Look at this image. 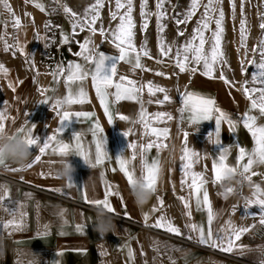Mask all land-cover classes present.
<instances>
[{"label": "crops", "instance_id": "crops-1", "mask_svg": "<svg viewBox=\"0 0 264 264\" xmlns=\"http://www.w3.org/2000/svg\"><path fill=\"white\" fill-rule=\"evenodd\" d=\"M21 30V29H20ZM20 35L26 36L23 30L20 31ZM20 38H23V37ZM107 56H118V50L115 48L112 50L100 51ZM12 58H17L12 57ZM72 61L84 64L85 61L82 57L80 60L73 59ZM114 61H106V67H109ZM16 63L9 65V62L4 63V66L9 70L8 75H4V100L3 107L6 109L7 119L4 121L5 129L11 133H15L17 129L25 125V121L28 120V127L32 124L36 125L34 129V135L40 138V143L48 138L49 135L55 133V130L60 125V119L56 115V111L53 110L51 104L56 99L63 100L67 95V86L65 84V78L67 73L65 72L63 78L60 81L40 83L36 82L35 73L24 74L23 69L20 71L19 67L15 66ZM91 67V65H88ZM67 68V67H66ZM65 68V69H66ZM137 71L141 72V69L132 70V66L125 62H120L117 65V78L119 75H125L129 79L135 81L138 80L139 75ZM52 75V73H51ZM199 79V78H198ZM12 82L15 86V91L9 87V82ZM209 90L214 93L211 98L216 100L217 105L225 112L229 113L233 118H237L242 115L250 107V102L238 88L233 87L231 84H226L224 81L211 82ZM77 84L73 85L74 88ZM138 86L143 84L147 85V82H137ZM83 87L88 93V103L83 105L76 104L71 106H65L67 110L94 112L96 115L91 119L72 117L71 120L63 122V132L59 134L61 139L67 143H74L73 136L75 133L82 134V141L87 145H91L92 133L90 131L93 121L99 120L101 126L104 129L103 135L106 138V151L112 157L110 161H106L103 167H96L91 169L81 157L74 153L70 157L72 164L75 166L76 171L73 177V186L68 187V180L60 177L56 174V161L60 158V154L49 151L42 157L41 162L34 165L31 169L19 171L18 174L26 175V173H33V176L39 179H47L50 185H55L63 188V192L66 197L83 204H88L83 200V192H87L89 199L102 198L104 195V180H107L114 187L118 186V189L123 197V203L120 197L111 198V204L115 208V213H109L121 218L129 219L133 222L140 223L145 226L143 220L144 213H150L151 209L158 205L157 197H162L164 200V206L160 211L151 213L148 220V224H153L159 215L165 214L167 217L176 220V225L183 228V232L187 237L188 229L185 228V224L188 223L187 217L184 215L185 209L183 203L178 199L179 196L187 197L189 189L185 186L181 190L182 172L180 171V157L182 155L181 149L183 147V132H188V147L197 151L200 154L201 159L198 163L194 164V171L205 172V176L208 180L206 184L209 192L210 200L213 204L215 211L220 213L219 218L214 221L213 227L220 229L224 227L226 222L231 221L238 227H248L249 232L245 233L241 240L237 242L238 245L244 246L243 254L236 250L233 253H225L231 256L238 257L247 262L253 264H264V248L263 242H256L251 237L252 230L259 224V216L253 218L252 216L244 217L245 215V197H251L253 188L245 184L237 188L235 194H230L227 199L222 195H218L224 190L220 187V184L212 183L213 173L212 160L216 157L222 147L231 145V151L228 157L227 163L235 166L236 156L238 154L237 144L245 147L249 151L253 148L254 142L250 133L243 127L242 122L237 127L235 133L231 132L226 123L221 126V144L219 146L213 145L210 140L207 139L208 134L215 131V120L203 121L200 125H191L187 120V114H182L179 109L182 107V102L171 100L165 102L163 105L156 103V100L163 99L160 97L149 96L147 93V87L145 86L142 92L143 99L145 101L144 107L149 114L156 112H166L171 114L173 119L164 123L154 124V127H168L170 129V136L165 143L168 147L160 152V162L162 164V173L157 185V192L153 195L151 201L142 209H138L133 202L131 196V187L127 183L126 177L118 170V165L115 163V157L124 154L126 158H131V149H127L128 142L147 143L154 137H145L142 135L143 127L140 123H134L138 120L140 112V104L125 100L112 104V112L114 114L113 123H109L107 117L104 114V110L100 105V102L95 94V89L92 85L91 77L89 76L86 81L83 82ZM41 89H49L46 93H41ZM114 89H109V92H113ZM145 92V93H144ZM45 97H51V101L45 104L42 101ZM110 101L113 99L109 98ZM151 99L153 102L148 104L147 101ZM253 115L257 116L258 124H264V116H261L258 110H253ZM120 115H127L130 119L123 121L119 119ZM132 129V133L128 137L123 135V132ZM214 139V137H213ZM93 151H94V145ZM31 151L33 155L29 164L38 154L36 146H32ZM157 155L156 149L151 150L149 153V160L155 158ZM246 162V160H245ZM8 168H25L19 167L11 162L6 161ZM133 166L136 169L137 177L140 176V159L137 157L133 161ZM117 168L115 172L113 168ZM207 169V170H206ZM253 171L258 175L253 177V184H259L261 189L264 190V165H254ZM44 173L42 177L40 173ZM104 172L105 176L102 179L101 173ZM90 177V178H89ZM89 178V180H88ZM88 182L85 184V182ZM30 183V182H28ZM43 188L40 184L31 183ZM7 186L10 195V199L7 200L6 206H0V236L3 239V246L0 247V264H30V261L34 258L32 251L40 255V264H109L112 259V264H133L128 258V251L125 247L130 245L134 254V264H169V257L178 258V264H239L227 260L225 258H200V255H191L184 247L177 245L175 241L173 243H163L160 240L151 235L146 236V241L149 242L147 246H139L143 251L144 258L142 262H138L136 254L134 252L136 247V241L140 240L143 236L142 232H137L132 226L126 225L124 222L118 220L115 221L117 231L115 234L108 233L103 239L97 232L94 231L93 223L95 220V214L90 212H84L80 208L79 210L64 209L57 202L42 199L37 196L27 195L23 192L22 188H12V185L4 183L0 184V196H4V187ZM175 186V191L173 190ZM126 205V208H125ZM237 206V210L233 213V206ZM92 206V205H91ZM5 207L17 208V218H19V212L27 213L25 216L26 228L20 232H13L11 229L6 230L4 224L12 217L5 210ZM97 208L96 206H93ZM125 211L131 218H126ZM193 217L191 222L197 224L203 223L207 226L206 212L196 211L194 198L192 200ZM260 207L252 206L247 210L249 214H259ZM168 213V214H166ZM80 224L84 226L83 232L76 231V225ZM44 225H48L45 229ZM254 225V227H253ZM147 228H152L145 226ZM142 229V228H141ZM155 229V228H153ZM146 230V229H142ZM161 232L167 233L163 229H156ZM47 231L46 236H38L37 233H44ZM141 231V230H140ZM147 231V230H146ZM63 233V235L61 234ZM176 236L171 233H167ZM156 235V234H155ZM158 237H162L157 235ZM182 238L180 236H176ZM173 241V240H171ZM195 241V240H193ZM152 242V243H151ZM159 247L160 251L157 254L154 251V245ZM165 245L167 248H165ZM186 246V245H185ZM188 247V246H187ZM182 249V251H174L173 249ZM110 256L108 252H112ZM119 252L118 254L116 252ZM219 251V250H216ZM170 252V253H168ZM220 252V251H219ZM102 253H104L102 255ZM223 253V252H222ZM118 257V258H117ZM153 257H157L155 261Z\"/></svg>", "mask_w": 264, "mask_h": 264}, {"label": "snow or ice", "instance_id": "snow-or-ice-1", "mask_svg": "<svg viewBox=\"0 0 264 264\" xmlns=\"http://www.w3.org/2000/svg\"><path fill=\"white\" fill-rule=\"evenodd\" d=\"M166 0H156V12H150L149 0H140V17L143 21L141 27L143 30H147L149 27V18L151 16L156 17V25L158 32L161 34L160 40L158 42V55L159 59L156 63L163 64L165 57L173 58L175 66L178 68L180 73L191 72L196 73L197 67H190L189 65L202 66L201 75L207 78H214L216 66L218 64L226 63L225 53L221 48L222 39L225 33V20L226 13L223 8L224 0H207V3H203V0H190V5L188 9L183 14H177L175 18V23L179 25H187L194 17H196L198 11L203 8L200 13L199 19L196 20V26L192 30L190 38L180 45L175 46V42L167 43L164 39V33L166 25L163 22L166 17L165 11ZM231 7V16L235 20L236 17V0H229ZM245 0L240 2V12L241 20L239 25L240 34V46L246 49V16L244 13ZM37 7L41 12L45 11V6L43 3H36ZM105 7V0H95V3L86 10L83 18L79 17L76 12H74L67 5H63V10L66 14L72 17L71 29L73 35L76 34L77 29L81 32L87 28L91 33L95 34L97 28L95 27L97 21L101 19V9ZM4 8L8 11L10 15L14 17L12 8L6 2L4 3ZM55 11V9H53ZM134 12V0H115V10L110 11V16L112 21H118L115 28H110L106 33L105 28L101 25L99 32L102 36L110 35L111 43L114 45L115 49L118 50V56H107L100 50L93 46L91 38H86L82 43H79V51L75 53L76 56L82 57L85 61L84 64L77 63L74 61H69L67 68L63 66H58L57 70H54L52 75L54 80L67 73L65 78V84L67 86V95L63 100L56 99L52 102L51 106L56 115L60 119V125L55 130V133L49 135L48 138L40 143V138L34 135V129L36 125L32 124L28 127L29 121H25V125L16 130V135L23 136L26 141L32 145L36 146L38 149V154L35 155L34 159L26 165L25 168H11L8 169L6 161L0 158V166H3L6 170L12 172L24 171L26 169H31L34 165L41 162L42 157L49 151L53 153H58L60 155H65L68 153L75 154L81 157L85 164L91 168L103 167L106 161H110L112 157L106 151V138L103 135L104 129L101 126L99 120H94L92 127L90 129L92 133L91 145H85L82 141V134L75 133L73 136L74 143H67L59 134L63 132V122L71 120L72 117L91 119L95 117L94 112L86 111H70L67 110L65 106H71L80 104L83 105L88 103V93L83 87V82L91 77L92 85L95 89L96 97L98 98L101 107L104 110V114L111 124L114 120V114L111 110L112 104L120 101L131 100L140 104V112L138 120L134 123H140L143 127L142 135L145 137H154L155 139L149 140L147 143L138 142H128L127 149H131V158H126L124 154H120L115 157V163L118 165V170L123 173L126 177L127 183L131 187L137 177L136 169L133 166V161L139 157L140 159V177H142L144 186L155 194L158 190L157 185L162 173V164L160 162L159 156L160 152L168 147L167 141L170 136V129L168 127H154V124L164 123L166 121H171L173 117L171 114L166 112H156L154 114H149L147 109L144 107L145 101L142 96L143 89L145 85L141 84L138 86L137 81L129 79L125 75H119L117 78V65L120 62L128 63L132 66V70L144 69L142 63V56L151 58L149 49L147 48L146 42L137 49L134 38H135V28L136 23L133 18ZM182 15V18H179ZM261 23L259 24L260 29L264 30V13H260ZM6 23V22H5ZM214 23V30L211 29V25ZM13 26L19 29L21 26V21L19 17L13 19ZM46 24L45 27H49ZM211 31L210 37V48L206 50L205 45L209 43V38L206 37L205 33ZM177 35L179 37L185 36L183 30H178ZM17 43L15 44L16 50L19 54L23 55L25 53L24 46L19 43L18 37ZM38 39H42L38 37ZM0 40L3 37L0 36ZM63 44L69 43V36L67 34H62ZM47 46V45H46ZM10 46L6 40H4V50L8 51ZM175 47V52L173 55V49ZM257 49H253L255 53ZM259 55L261 57L259 63H254V66L258 71L251 75L252 82L256 85L255 87L248 88L245 81L242 85V91L250 102V107L242 115L237 118H233L229 113L223 111L216 103L214 98L201 94L194 91H185L181 94L182 107L179 111L182 114H187V120L191 125H200L203 121L215 120V131L208 134L207 139L212 142L213 145L219 146L221 144V126L223 123L228 125L231 132L235 133L237 127L242 122L243 127L247 129L250 133L251 138L254 142L253 148L249 151L239 144L236 145L238 148V154L236 156L235 166L229 165L227 163L228 157L231 151V145L222 147L216 157L212 160L211 171L213 173L212 183L217 184L223 179V174L225 171L236 172L239 171L243 174L245 180L252 186L253 191L251 197H245V215L252 216L255 218L259 216V222L264 224V190L261 189L259 184H253V177L258 175L257 172L253 171L254 165H264V124H258L257 116L251 114L253 110H258L261 116H264V39L259 43ZM16 55V52H13ZM114 61L109 67H106V61ZM91 65V67H88ZM8 69L0 64V73L7 76ZM156 75L163 76V72H157ZM219 78L223 80L226 84H231L223 72L220 73ZM76 88L73 85L77 84ZM9 87L15 91V86L10 81ZM149 96H155L157 92L163 93V99L156 100V103L163 105L165 102L170 101L168 95V89L154 85L152 82H148L146 85ZM109 89H114L113 92H109ZM49 89H41V93H46ZM110 97L113 99L110 101ZM51 97H45L42 103H49ZM153 101L149 99L148 104ZM6 104V102H4ZM7 119L6 109L0 110V131L5 129L4 121ZM120 120L127 121L130 118L127 115H120ZM132 133V129L123 132L125 137H128ZM183 147L181 149L182 155L180 157V171L182 172L181 179V190L185 186L189 189V194L187 197L179 196L178 199L183 203L184 209L186 210L184 215L188 219V223L185 224V228L188 229L187 239L189 241L195 240L201 246H205L211 250H219L223 253H233L238 250L243 254L244 246L238 245L237 242L241 240L242 236L249 232L248 227H238L231 219H229L224 227L220 229H215L213 227L214 221L219 218L220 213L214 210L213 204L209 197V192L207 190L206 184L208 180L205 176V172L194 171V164L198 163L201 159L200 154L188 147V132H183ZM214 137V139H213ZM94 145V151L93 146ZM156 149V157L149 160V153L151 150ZM246 160V162H245ZM117 168H113L112 171L115 172ZM207 170V169H206ZM43 177L44 173H40ZM105 173H101L102 179ZM23 180V177H21ZM73 182L69 180L68 187H72ZM4 187V196H0V206H6L7 200L10 199L9 189L7 186ZM175 191V186H173ZM59 192L60 189H55ZM104 195L102 198L89 199L87 192H83V200L89 205L96 207H104L109 213H115V208L111 204V198L120 197L123 203V197L118 189V186H113L107 180H104ZM235 189H228L227 194L221 192L218 195H222L225 199L232 194ZM194 198L196 211L206 212L207 226L205 227L203 223L197 224L192 221L193 211H192V200ZM158 205L151 209L150 213L143 214V220L145 226L152 227L155 229H163L167 233L174 234L176 236H183L184 233L182 229L176 226L173 220L167 217L165 214H161L154 221L153 224H148L151 213L160 211L164 206V200L162 197H157ZM252 206H259V214H249L247 210ZM126 208V205H125ZM5 210L12 217L7 220L4 224L6 230L11 229L13 232H20L26 228L25 216L27 213L19 212V218H17V208L5 207ZM237 210V206H233V213ZM126 218H131L125 211ZM254 227V225H253ZM47 229L48 225H44ZM84 226L77 224L76 231L83 232ZM48 233H37L38 236H46ZM63 235V233H61ZM128 251V258L133 261L134 264V254L130 245L125 246ZM165 248L167 246L165 245ZM174 251H182V249H173ZM154 251L159 254L158 245H154ZM264 251V248L261 249ZM104 253H102L103 255ZM157 257H153L155 261ZM170 264H176V260L169 257ZM55 264V262H54ZM147 264V261H145Z\"/></svg>", "mask_w": 264, "mask_h": 264}, {"label": "rangeland", "instance_id": "rangeland-1", "mask_svg": "<svg viewBox=\"0 0 264 264\" xmlns=\"http://www.w3.org/2000/svg\"><path fill=\"white\" fill-rule=\"evenodd\" d=\"M5 2L11 6L14 17L10 15L4 8ZM240 2L241 0H236V17L235 20H233L231 16V7L229 4V0H224L223 8L226 13V20L225 33L222 39L221 48L225 53L226 63L218 64L216 66L214 78L210 79L201 75L202 66L189 65L190 67H197V72L180 73L178 68L175 66L173 58L165 57L163 58V64L156 63V60L160 58L158 55V42L161 36L157 29L156 17L151 16L149 18V27L147 28V30H143L141 27L143 21L139 14L140 0H134L133 18L136 23V28L134 30L136 33L134 42L137 49H140L141 46L146 42L147 48L149 49L151 54V58L142 56L141 59L144 65V69H141L142 74L140 73V71H137V73L139 74L137 76V82H152L154 85L164 87L168 89V95L170 99L174 101L179 100L180 103L181 94L185 91L199 92L209 97H211V95H214V93L208 88L211 84H213L211 82L223 81L219 78L221 72H223L225 77L232 82L231 85L235 88H238L242 93V85H244L245 81H248V88L255 87L256 85L252 82L251 75L258 71L254 66V63H259L261 59L258 48L260 41L264 39V30L260 29L259 27V24L261 23L259 14L264 13V0H245L244 13L247 20L246 53L245 49L241 48L240 46ZM36 3H43L45 6V11L41 12L37 7H35ZM94 3L95 0H0V36L3 37V40H0V64L4 65V63L9 62V65H11L13 63H16L15 66L19 67L20 71L23 69L22 72H24L25 75H27L29 72L31 74L35 73V76L33 78H35L36 82L45 84L52 81L54 83L56 81H60V78H63L64 75L58 76L54 80L51 73H53L54 70H57L58 66H63L64 68H66L68 62L72 61L75 58L80 60V57L76 56L75 53L80 50L79 43H82L86 38L90 37L93 42V46L97 47L100 51L114 49L115 47L111 43V36H102L99 32V28L102 25L107 33L110 28H115L116 24L118 23V21H112L110 16V11L115 10V0H105V7L100 10L101 19L97 21L95 25V27L97 28L95 34L91 33L87 28H85L83 32L77 29L75 35H73L72 33V17L64 12L63 5H67L74 12H76L79 17L83 18L86 10L89 9L90 6ZM203 3H207V0H203ZM155 5L156 0H149L148 10L153 13L156 12ZM189 5L190 0H166L164 7L167 18L163 21L166 25L165 33L163 35L167 43L175 42V46H180L186 41V39L190 38L192 30L196 26V20L199 19L200 13L203 11V8L198 11L196 17H194L187 25L182 24L177 26L175 23L177 14H183L188 9ZM53 9H55V11H53ZM15 17H19L21 21V26L19 27V29H16L13 26V19ZM179 18H182V15ZM46 24H49L50 26L45 27ZM214 28L215 25L213 23L211 25V29L214 30ZM20 29L23 30L26 36L23 37L22 35H20ZM178 30H183L185 32V36L179 37L177 35ZM62 34H67L69 36L68 44H63L61 42ZM205 35L207 38H209V43L205 45V48L207 50L210 48L211 31L206 32ZM21 36L23 38H20ZM17 37L19 43H21L25 48V53L23 55L19 54V52L15 48ZM38 37H41L42 39H38ZM4 40H6L7 43L12 46L8 51L4 50ZM253 49H257V51L254 53ZM13 52H16L15 56L13 55ZM174 52L175 47L173 49V55ZM16 56L17 58H12ZM157 72H163L164 75H156ZM146 92L148 93V91ZM163 95V93L157 92L154 97L163 98ZM3 100L4 75L0 73V110H4ZM1 177L13 180L15 182H18L19 184L10 182ZM21 177H23V180H21ZM50 182L52 181H49L47 179L37 180V178L33 176L32 172L23 175L21 173L18 174V172L6 170L3 166H0V184L4 185V183H8L12 185V188H22L25 194H31L32 196L34 195L42 199L55 201L60 206H63L64 209L79 210L77 208H80L84 212L95 214V211H92L90 209L81 208L65 201L33 193L31 190L20 185H32L63 197L67 196L63 192V188L55 186L53 184L50 185ZM31 183L40 184L41 186H46L48 188H43ZM55 189H60L61 191L57 192L55 191ZM85 205L96 209L89 204ZM172 220L176 225V220ZM126 225L137 228L135 229L137 232L143 233L144 237H142L140 240H137L136 247H134L136 258L140 263L143 261L144 254L143 251L140 250L139 246L141 247L142 245L148 247L149 242L146 241V236L151 235L150 233L152 232L142 230L140 227L131 224L126 223ZM181 229L183 232V228ZM152 234L153 236L157 237L160 242L168 244L174 242L168 238L158 237V234ZM180 237L189 241L186 238L185 234ZM191 242L196 243L193 240ZM177 243V245L182 244L179 242ZM173 244H176V242ZM180 246L189 250L188 252L191 255H200L201 259H213L216 257L223 258L194 247H187V245L185 246V244H182ZM116 253L118 254L119 252L117 251ZM108 254H110V256L113 255V251L108 252ZM172 258H174L176 260V264H178V258L174 256ZM114 262H117V264H119V260ZM168 263L170 264V262ZM109 264H112V259L110 260ZM179 264H181V262ZM201 264H203V262Z\"/></svg>", "mask_w": 264, "mask_h": 264}, {"label": "clouds", "instance_id": "clouds-1", "mask_svg": "<svg viewBox=\"0 0 264 264\" xmlns=\"http://www.w3.org/2000/svg\"><path fill=\"white\" fill-rule=\"evenodd\" d=\"M31 149L32 145H30L23 136L11 133L6 129L0 131V158H3L5 161L11 162L19 167H24L33 155ZM71 156V153L60 155V158L55 162L56 165H58L56 168V174L68 181H73L74 173L76 171L75 166L70 160ZM219 184L225 194H227V190L230 188L235 189L232 193L235 194L237 188L245 184H248V186L251 187V185L245 180L243 174L239 171H225L223 179ZM130 194L133 197V202L138 209L144 208L151 201L154 195L153 191L144 186L143 179L140 176L136 177L134 184L131 186ZM115 221L116 220L113 216L110 215L104 207L101 206L95 209L93 228L102 239L110 232L113 234L116 233L117 226ZM3 239L4 238L0 236V247L3 246ZM32 254L34 258L30 261V264H40V255L38 253H34L33 251Z\"/></svg>", "mask_w": 264, "mask_h": 264}, {"label": "built area", "instance_id": "built-area-1", "mask_svg": "<svg viewBox=\"0 0 264 264\" xmlns=\"http://www.w3.org/2000/svg\"><path fill=\"white\" fill-rule=\"evenodd\" d=\"M1 178H3V177H1ZM3 179H6V180H8L10 182H13V183H16V184H19L18 182H15V181L7 179V178H3ZM20 185H22L25 188L31 190L33 193L45 195V196H48V197H51V198H55V199H58V200H61V201H65V202L74 204V205L79 206L81 208L90 209L92 211H95L94 208H91V207H89V206H87L85 204L73 201V200H71V199H69L67 197H63V196L54 194V193L49 192L47 190H44L42 188H39V187H36V186H32V185H26V184H20ZM110 215H112L115 220H118L120 222H124V223H127V224H131V225H134V226H137V227H140V228L143 229V226L141 224H138V223L133 222V221L128 220V219L121 218V217L113 215V214H110ZM146 230L149 231V232L158 234V235H160V236H162L164 238H168V239H171V240H173L175 242H179V243L185 244L187 246L194 247V248H197V249L205 251V252H209L211 254H214L215 256L223 257V258H225L227 260H230V261H233V262H237L239 264H253L251 262H247L245 260H242V259H240L238 257L231 256L229 254H225V253H222V252H219V251H216V250H211V249L206 248L204 246H201V245H199L197 243H194V242H191V241H187V240H185L183 238H179V237L167 234L165 232H161V231L153 229V228H147ZM251 237L256 242H263L264 241V224H261V223L257 224L256 227L251 232Z\"/></svg>", "mask_w": 264, "mask_h": 264}, {"label": "bare ground", "instance_id": "bare-ground-1", "mask_svg": "<svg viewBox=\"0 0 264 264\" xmlns=\"http://www.w3.org/2000/svg\"><path fill=\"white\" fill-rule=\"evenodd\" d=\"M143 229H147V227L143 226Z\"/></svg>", "mask_w": 264, "mask_h": 264}]
</instances>
